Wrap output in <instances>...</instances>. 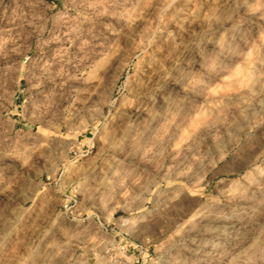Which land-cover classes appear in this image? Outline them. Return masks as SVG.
<instances>
[{
  "label": "rangeland",
  "instance_id": "rangeland-1",
  "mask_svg": "<svg viewBox=\"0 0 264 264\" xmlns=\"http://www.w3.org/2000/svg\"><path fill=\"white\" fill-rule=\"evenodd\" d=\"M0 264H264V0H0Z\"/></svg>",
  "mask_w": 264,
  "mask_h": 264
}]
</instances>
